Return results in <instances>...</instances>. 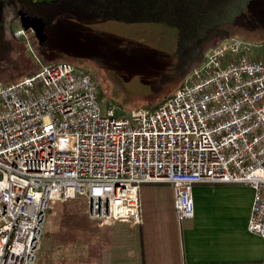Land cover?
Listing matches in <instances>:
<instances>
[{"label": "built area", "instance_id": "obj_1", "mask_svg": "<svg viewBox=\"0 0 264 264\" xmlns=\"http://www.w3.org/2000/svg\"><path fill=\"white\" fill-rule=\"evenodd\" d=\"M18 38L25 30L16 31ZM233 37L156 108L104 107L71 62L0 82V264H38L52 204L84 198L100 224L143 221V184H170L179 221L198 184L253 188L248 230L264 240V55Z\"/></svg>", "mask_w": 264, "mask_h": 264}, {"label": "rangeland", "instance_id": "obj_2", "mask_svg": "<svg viewBox=\"0 0 264 264\" xmlns=\"http://www.w3.org/2000/svg\"><path fill=\"white\" fill-rule=\"evenodd\" d=\"M128 1L60 0L37 11L30 9L46 20L48 38L43 44L32 34L12 37L9 30L22 26L17 20L8 27L6 18L13 13L0 7L5 17L0 33V82L9 85L43 65L71 62L93 74L104 107L115 105L118 114L128 116L162 104L203 65L212 49L233 37L249 41L264 55V0H140L152 6L151 15L136 13L129 16L131 20L118 19L120 5L132 13ZM107 10L114 17L100 18ZM86 210L84 198L52 204L38 264L49 242L74 239L73 233L62 229L70 220L84 216L83 225L98 223L88 218Z\"/></svg>", "mask_w": 264, "mask_h": 264}, {"label": "crops", "instance_id": "obj_3", "mask_svg": "<svg viewBox=\"0 0 264 264\" xmlns=\"http://www.w3.org/2000/svg\"><path fill=\"white\" fill-rule=\"evenodd\" d=\"M139 2L126 3L132 13L120 5L118 19L151 15L152 6ZM110 14L107 10L100 18ZM139 197L141 224L93 223L81 234L73 233L74 239L49 242L41 264H264V240L248 230L254 197L250 186L196 185L195 215L182 222L170 184H143Z\"/></svg>", "mask_w": 264, "mask_h": 264}, {"label": "flooded vegetation", "instance_id": "obj_4", "mask_svg": "<svg viewBox=\"0 0 264 264\" xmlns=\"http://www.w3.org/2000/svg\"><path fill=\"white\" fill-rule=\"evenodd\" d=\"M59 1L60 0H0V7H2V6L5 7L6 6V7L9 8V10H8L9 13L10 12L13 13V15H11V16L6 18V22L8 21L7 25L9 27L11 22H14V21H17V20L20 22L19 11H25L27 14L32 15V16L33 15L41 16V15L36 14V13L31 14L29 12L30 9H32L34 11H37L38 8H42L43 6L47 7V6L51 5V4L57 3ZM4 22H5V17H4L3 11H0V33L2 32L1 31V23H4ZM20 24H21V22H20ZM9 32L12 35V37L18 38L16 36V31L14 32V31H12V29H10ZM28 34H30V35L32 34L33 36L36 37L35 32L33 30H25V36H28Z\"/></svg>", "mask_w": 264, "mask_h": 264}, {"label": "water", "instance_id": "obj_5", "mask_svg": "<svg viewBox=\"0 0 264 264\" xmlns=\"http://www.w3.org/2000/svg\"><path fill=\"white\" fill-rule=\"evenodd\" d=\"M19 15L22 27L25 30H33L38 42L43 44L48 38V34L45 31L46 21L44 18L37 15H29L25 11H19Z\"/></svg>", "mask_w": 264, "mask_h": 264}, {"label": "trees", "instance_id": "obj_6", "mask_svg": "<svg viewBox=\"0 0 264 264\" xmlns=\"http://www.w3.org/2000/svg\"><path fill=\"white\" fill-rule=\"evenodd\" d=\"M86 213H87V210H86ZM83 221H85V217L84 216H82L81 219L77 218L75 220V218H74V220H70L69 225L67 224V225L62 226V229L66 233H79V232L81 233V232H84L85 229H83V227L88 228L89 225L88 226L83 225L84 224V223H82Z\"/></svg>", "mask_w": 264, "mask_h": 264}]
</instances>
